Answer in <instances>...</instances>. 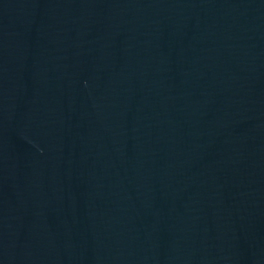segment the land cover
I'll return each mask as SVG.
<instances>
[{
  "label": "water",
  "instance_id": "water-1",
  "mask_svg": "<svg viewBox=\"0 0 264 264\" xmlns=\"http://www.w3.org/2000/svg\"><path fill=\"white\" fill-rule=\"evenodd\" d=\"M71 0H0V264H54Z\"/></svg>",
  "mask_w": 264,
  "mask_h": 264
}]
</instances>
